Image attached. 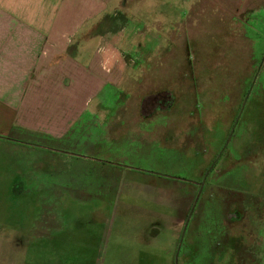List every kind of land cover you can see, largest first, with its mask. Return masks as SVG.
Returning <instances> with one entry per match:
<instances>
[{"label":"rangeland","instance_id":"1","mask_svg":"<svg viewBox=\"0 0 264 264\" xmlns=\"http://www.w3.org/2000/svg\"><path fill=\"white\" fill-rule=\"evenodd\" d=\"M146 1L122 0L106 30L144 17ZM157 1L161 16L187 11ZM208 1L200 33L154 60L170 66L162 79L106 103L121 133L91 137L98 150L0 142V264H221L241 209L264 251V0ZM155 93L144 108L165 113L141 120L136 104Z\"/></svg>","mask_w":264,"mask_h":264},{"label":"crops","instance_id":"2","mask_svg":"<svg viewBox=\"0 0 264 264\" xmlns=\"http://www.w3.org/2000/svg\"><path fill=\"white\" fill-rule=\"evenodd\" d=\"M121 2L0 0V142L11 139L20 146L51 152L77 146L81 151L98 150L91 137L98 142L105 135L121 133V124H109L106 129L103 122L106 111L121 113V108L114 107L121 98L119 89L136 85L142 77L162 79L170 66L155 63L156 57L187 47L186 38H192L195 30L200 33V19L212 5L208 0H188L184 17L170 18L160 15L161 2L148 0L144 17L127 16L126 26L106 30L105 19L111 26L117 24L109 14ZM126 56L128 64L123 60ZM173 70L183 78V65ZM156 94L143 98L140 108L136 104L141 120L165 113L144 108L154 101L162 103L154 98ZM106 103L114 106L108 109ZM164 136L170 141L168 133ZM239 213L226 237L230 250L215 261L260 264L263 239L248 212L241 209ZM253 243L257 252L250 250Z\"/></svg>","mask_w":264,"mask_h":264},{"label":"trees","instance_id":"3","mask_svg":"<svg viewBox=\"0 0 264 264\" xmlns=\"http://www.w3.org/2000/svg\"><path fill=\"white\" fill-rule=\"evenodd\" d=\"M169 105V104H168ZM170 106V105H169ZM169 106L166 105V108H168Z\"/></svg>","mask_w":264,"mask_h":264}]
</instances>
